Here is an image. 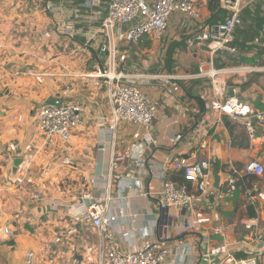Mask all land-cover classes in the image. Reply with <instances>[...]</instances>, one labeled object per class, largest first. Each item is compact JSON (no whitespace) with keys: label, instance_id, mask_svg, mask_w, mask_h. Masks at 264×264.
Returning <instances> with one entry per match:
<instances>
[{"label":"crops","instance_id":"crops-1","mask_svg":"<svg viewBox=\"0 0 264 264\" xmlns=\"http://www.w3.org/2000/svg\"><path fill=\"white\" fill-rule=\"evenodd\" d=\"M49 1L0 0V264H27L24 256L29 251L34 254L33 264H78L76 253L85 245L97 247L99 237L92 228L74 224L66 209L106 193L114 197L119 178L126 182L141 177L137 186L109 206L112 213L121 211L110 227L119 247L131 250L132 238L134 247L153 240L159 222L155 192L160 169L177 156L210 158L212 183L200 199L199 211L212 216V221L190 233L169 226L174 251L165 264H238L257 250L264 253V201L255 209L238 189L232 197L220 199L215 210L207 205L228 179L229 162L235 169L251 159L264 165V120H252L256 137L249 138L238 118L248 146L233 145L237 132L235 127L233 133L229 129L233 118L211 107V81L204 74L234 69L226 76L223 100L234 96L242 105L264 111V53L257 54L264 46L256 42L264 24V0H250L241 11V17L258 13L259 24L251 25V33L243 24L238 27L234 55L211 54L205 46L187 48L184 40L196 23L177 12L169 17L160 39L146 36L130 46L115 40L112 72L135 75L134 82L155 110L148 153L155 167L151 174L140 176L120 159L114 181L111 156L121 155L130 144L134 127L120 123L113 137L103 119L109 113L106 85H86L82 77L96 68L111 70L105 53L98 49L104 35L97 22L90 25L85 14H74L72 0H52L58 11L47 7ZM197 4L202 23L219 22L226 14L206 2L197 0ZM68 29L74 36H69ZM90 29L93 37L84 48ZM125 51L126 58L121 60ZM249 66L257 68L248 70ZM57 98L79 104L83 110L84 124L67 141L45 140L36 121L38 109ZM17 158L21 162L15 166ZM243 184L264 191V174L244 176L239 181ZM247 223H255V228H245ZM4 226L17 233L4 235ZM216 226L224 230L218 232ZM127 231L133 233L131 239L124 235ZM199 236L204 237L202 243ZM176 249H182L183 260Z\"/></svg>","mask_w":264,"mask_h":264},{"label":"built area","instance_id":"built-area-1","mask_svg":"<svg viewBox=\"0 0 264 264\" xmlns=\"http://www.w3.org/2000/svg\"><path fill=\"white\" fill-rule=\"evenodd\" d=\"M217 5L226 14L223 19L216 23H202L201 12L197 0H72V11L78 17L85 14L90 25L97 22V28L101 30L104 39L98 43L100 52L105 53L108 66L111 70L95 71L83 75L86 85L98 86L104 84L107 87V99L109 113L103 119L107 128L114 137L120 123H128L134 127L132 141L122 151L121 155L111 156L110 171L112 179L114 171L123 161H128L129 166L134 168L141 175L151 174L154 163L148 153L153 145V138L150 129L153 124L155 110L153 105L145 98L144 94L134 82V76H127L122 73H114L116 57L115 40H122L126 45L137 44L143 41L146 36L153 40L160 39L167 29L169 17L177 12L186 19L196 23L188 36L185 38L187 48L205 46L211 54L226 52L237 54L238 48L235 44L237 29L242 25L241 11L250 0H199ZM245 2V4H243ZM47 7L58 11L59 7L50 0ZM93 28V27H91ZM95 28V27H94ZM91 35L84 40L83 47L89 45ZM70 37L74 36L70 30H66ZM264 46V24L261 28V35L256 41ZM126 51L120 56L121 60L126 58ZM248 70H255L257 67H246ZM201 73L203 72L200 69ZM234 72V69L224 68L205 72L211 81L214 99L211 107L216 111L226 114L231 118L243 120V125L249 138L256 137V130L252 120L263 122L264 111H254L248 105H242L234 96L223 100L226 89V76ZM171 78L173 76L170 75ZM233 93L235 90H232ZM223 100V101H222ZM37 125L45 140L58 137L63 141L69 140L72 131L84 124V116L81 105L68 103L61 98L54 100L53 104L40 107L36 113ZM176 136V141L179 140ZM120 157V158H119ZM127 163V167L128 166ZM211 160L209 157L191 159L185 156L169 158L160 169V185L156 190L155 207L159 212L157 231L153 233L154 239L147 241L140 247H134L133 233L124 232L131 241L129 246L132 249L124 251L119 247V242L114 233L110 230L117 217L121 214L110 212V203L121 199L124 193L137 186L141 177L133 178L126 182L116 181L115 196L108 193L96 198H89L88 202L68 205L66 215L74 224H81L92 228L99 237L97 247L85 245L77 252L80 256L78 264H165L174 248L172 237L167 232L169 226L180 229L183 233H190L199 230L204 223L212 221V216H206L199 210L200 199L208 193V187L212 183L210 175ZM227 169L229 177L222 189L216 190L213 200L208 202V207L215 210L218 201L224 196L232 197L238 190L242 189V195L246 204L257 209L264 201V191L259 190L256 185L247 187L239 185L244 176L262 177L264 165L251 159L242 169H235L231 162ZM120 171V170H119ZM122 173V171H120ZM181 177V181L178 178ZM114 181V179H113ZM109 185L108 188H111ZM145 195V193H144ZM255 223L245 224V228L253 229ZM255 228V227H254ZM214 230L222 232V226H216ZM6 236L13 237L17 233L8 226L1 229ZM255 237H259L254 233ZM204 238V237H203ZM199 236L200 243L203 240ZM182 249H176L180 260L184 259ZM34 254L27 252L24 261L33 264ZM76 261V260H75ZM238 264H264V253L257 250L256 254L238 261Z\"/></svg>","mask_w":264,"mask_h":264},{"label":"rangeland","instance_id":"rangeland-1","mask_svg":"<svg viewBox=\"0 0 264 264\" xmlns=\"http://www.w3.org/2000/svg\"><path fill=\"white\" fill-rule=\"evenodd\" d=\"M245 1H247V0H245ZM243 4H245V2L243 3ZM246 6H248V5H245V7ZM217 7V8H216ZM213 9L216 11L217 9V11H224L223 9H219L218 8V6L217 5H215V6H213ZM244 9V8H243ZM242 9V10H243ZM225 12V11H224ZM226 13V12H225ZM254 14V13H253ZM248 15L249 14H247V13H244L243 15H242V24H243V26H245L246 28V31L248 32V33H251V31H252V29H253V27L251 26V25H253L255 22H257L258 24H259V22H258V13H255V15L254 16H250L249 15V17H248ZM264 47H262V48H260V49H258L259 51H257V54L259 55V56H261L263 53H264V49H263ZM224 54H227V53H224ZM228 56H230L229 54H227ZM224 58V57H223ZM225 58H227V59H229L227 56H225ZM234 60V59H236V58H234V57H231V59H229V60ZM251 66H253V65H251ZM237 118H233V120H231L232 121V126H234L235 127V130L236 131H239V129H240V127L241 126H237L238 124H240V123H238L237 122Z\"/></svg>","mask_w":264,"mask_h":264},{"label":"trees","instance_id":"trees-1","mask_svg":"<svg viewBox=\"0 0 264 264\" xmlns=\"http://www.w3.org/2000/svg\"><path fill=\"white\" fill-rule=\"evenodd\" d=\"M229 129L233 133L234 126H230ZM233 139H234L233 145H236L238 147H247L248 146V139L246 137V134L244 132L243 127L240 128L239 131L236 132V135H234ZM178 180L181 181V177H179Z\"/></svg>","mask_w":264,"mask_h":264},{"label":"water","instance_id":"water-1","mask_svg":"<svg viewBox=\"0 0 264 264\" xmlns=\"http://www.w3.org/2000/svg\"><path fill=\"white\" fill-rule=\"evenodd\" d=\"M54 103V100L50 103V104H53ZM21 162V159H15V161H14V164H15V166H17L19 163ZM218 177L217 176H215V178H214V187H217L218 185ZM13 241L11 240V241H8V243H12Z\"/></svg>","mask_w":264,"mask_h":264}]
</instances>
